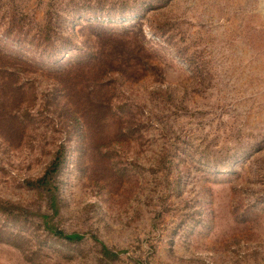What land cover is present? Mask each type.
<instances>
[{"label": "rangeland", "instance_id": "374dc122", "mask_svg": "<svg viewBox=\"0 0 264 264\" xmlns=\"http://www.w3.org/2000/svg\"><path fill=\"white\" fill-rule=\"evenodd\" d=\"M0 264H264V0H0Z\"/></svg>", "mask_w": 264, "mask_h": 264}, {"label": "trees", "instance_id": "16d2710c", "mask_svg": "<svg viewBox=\"0 0 264 264\" xmlns=\"http://www.w3.org/2000/svg\"><path fill=\"white\" fill-rule=\"evenodd\" d=\"M60 163H61L60 158H59V157H56V158L52 161V163L49 165V167H51V170L49 171V173H50V172H51V173L56 172V170H57V168H58V166H59ZM51 173H50V174H51ZM46 175H47V174H45V175L42 177L43 180L47 178ZM51 176H52V175H51ZM51 196H52V198L55 199V194H54V192H52ZM46 227L49 228L48 230H49L50 232H51V231L53 232V235L57 236L58 238H59V237H60V238H63L64 240L69 241V242L77 241L78 239L81 238L80 235L75 234V233H72V234H64V233H62L61 231H58V230H56V229L53 228V227H48V226H46ZM104 251L108 252L106 249H104Z\"/></svg>", "mask_w": 264, "mask_h": 264}]
</instances>
